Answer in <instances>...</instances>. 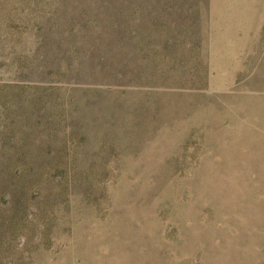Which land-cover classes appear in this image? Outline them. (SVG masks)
Returning <instances> with one entry per match:
<instances>
[{
  "label": "rangeland",
  "instance_id": "obj_1",
  "mask_svg": "<svg viewBox=\"0 0 264 264\" xmlns=\"http://www.w3.org/2000/svg\"><path fill=\"white\" fill-rule=\"evenodd\" d=\"M0 264H264V0H0Z\"/></svg>",
  "mask_w": 264,
  "mask_h": 264
}]
</instances>
